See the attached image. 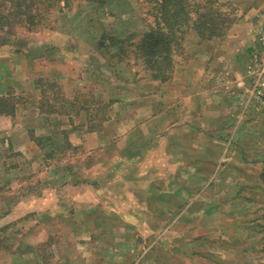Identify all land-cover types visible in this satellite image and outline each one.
<instances>
[{
	"label": "rangeland",
	"instance_id": "obj_1",
	"mask_svg": "<svg viewBox=\"0 0 264 264\" xmlns=\"http://www.w3.org/2000/svg\"><path fill=\"white\" fill-rule=\"evenodd\" d=\"M186 1L192 17H196L195 13L200 10L201 13L212 14L215 23L224 24L221 28L225 37L231 36L233 23L241 20L239 15L246 12L243 15L249 32H244L242 38L251 37L252 42L246 49L254 50L252 56L250 53L246 58L249 60L251 56L252 63L254 53L260 54L262 45L259 47L256 31L262 24L264 28V0L255 3L251 0ZM161 3L162 0H71L68 7L60 3L48 10L42 9L44 16L39 25L31 30L25 27L0 30L1 46H11V50L25 53L33 61L31 81L28 83L26 79L25 89H29L30 110L42 114L34 116L33 125L46 127L44 134L41 130L37 131L42 135L39 144L43 145L49 159L53 158L51 163L45 164L60 172L71 169L80 179L86 172L95 177L94 174L103 170V161L91 163L92 159L98 157L94 153L96 151L88 150L83 144L84 140H81L80 146L73 147L69 140L70 134L76 132L81 135L99 130L111 120H122L127 125H142L147 119L150 121L147 114L151 111L146 114L138 112L136 107L132 108V104L140 98L149 104L152 99L156 103L159 98L158 108L164 113H159L149 123L157 125L164 137L168 136L171 125H180L179 131L175 135L170 134V137L190 141V146L186 148L189 153L185 156L195 164L190 168H199L202 176H193L191 179V193L185 195L189 208L181 221H176L173 228L175 236H164V226L162 221H158L159 212L149 208L145 210L144 216L147 228L135 229L134 233L129 234L131 237L127 238L128 241L133 243L137 237L143 238L145 248L148 245L159 253L155 259L159 264H181L182 261H185L184 264H264V72L250 74L249 65L246 71L244 56L239 54V68L245 70L244 73L242 71L243 75L240 74L243 84L238 86L228 72H222L218 74L221 80L216 79V83L211 85L216 98L212 96L205 102H196L198 110L186 117L180 116V111L176 114L174 107L170 110L169 99L173 101L179 92L201 91L198 87L206 84V74H211L207 71L209 58L215 56V64L221 61L225 65L231 63L223 61V49L217 55L214 48L212 51L205 49L208 42L216 41L217 37L203 39L189 28H184L186 26L171 24L172 28L169 26L167 32H171L174 40L168 47L171 49L168 58L173 62V72H170L171 68L165 67L169 61L165 56L167 48L163 46L161 59L157 62L160 77L153 79L148 71L149 64L143 58L142 47L145 45L141 43V38L149 31L156 30L160 23ZM255 19L258 22L250 29L248 20L254 22ZM47 42V46H44L43 43ZM36 64L40 67L36 68ZM226 69L229 70V65ZM162 77L167 78V81L163 82ZM230 89L247 96L236 95L229 101L221 99L225 97L223 90ZM180 101H183L182 98ZM116 103L122 104V117L112 116ZM168 109L171 111L169 115H172L169 119V115L165 116ZM116 145L119 150L116 155H109L112 159L125 155L128 149L121 142ZM174 148V157H171L183 159L185 147L176 142ZM164 149L166 146L160 148L161 155ZM176 162L178 166L182 161ZM115 163L108 165L115 166ZM94 164L99 166L89 171L88 168ZM182 165L179 164L178 170ZM21 166V175L30 177L40 170L38 166H29L27 162H22ZM42 167L45 168L43 164ZM27 183L33 187L38 185L33 178L28 179ZM167 184L160 182L158 188L164 189ZM12 197L18 196L13 194ZM175 200L176 204L180 203L178 195ZM131 213L135 215L139 212ZM100 216L101 212L97 211L98 218L94 221L92 216L90 218L91 223L96 222V225L86 223L78 227L77 230L83 231V235L66 232L72 230V224L48 226L53 231V238H49L46 245L42 246V250L46 248V253L50 252L54 256L49 257L48 263L55 264L57 258L62 257L64 264H105L100 258L97 262L93 261L89 257L90 251L83 252L80 248L79 251H70L67 248L68 241L74 245L81 238H93V233L99 236L98 245L106 238L124 239L119 235L115 237L113 227L103 225ZM24 221V216L17 219L9 232L19 247L22 235L31 233L34 228L33 223L27 225ZM88 230L90 233L86 232ZM184 231V240L178 244L175 240ZM160 237L169 241L166 242L169 247L165 248H170L173 257L168 259L160 255V246L155 243ZM184 241H188L193 253L200 255L183 259L181 255H185V251L181 250L185 248ZM114 256L112 264H121L119 253ZM131 260L135 263L137 258L134 256ZM152 261L153 253H149L141 264H152Z\"/></svg>",
	"mask_w": 264,
	"mask_h": 264
},
{
	"label": "crops",
	"instance_id": "obj_2",
	"mask_svg": "<svg viewBox=\"0 0 264 264\" xmlns=\"http://www.w3.org/2000/svg\"><path fill=\"white\" fill-rule=\"evenodd\" d=\"M251 2H260V0H251ZM244 13L246 12L243 11L239 15L241 20L233 23L231 36L230 34L226 37L223 35L217 38L216 41H209V44L205 47L206 50L210 51L214 48L215 55L223 49V61L225 60L231 65H225L222 61L215 64V56L209 58L207 71L212 75L205 73L207 75H205L206 84L204 83V85L198 87L201 91L196 93L179 92V95L175 96L173 101L169 99L170 110L174 107L176 114H179L180 111L181 114L179 115L186 117L198 110L199 105L196 102H205V99H210L212 96L216 98L217 96L213 95L214 91L211 85L216 83V79L221 80L218 74L222 72H228L230 78H234L237 84H243V77L240 76L243 75L245 68L246 71L248 70L247 66L250 64L254 52L253 49V51L246 49L249 48V42H252L251 37L245 36L242 38L244 32H249ZM254 18L253 16L252 19ZM257 22V19L254 22L248 20L250 29ZM236 28L238 29L236 30ZM263 31L262 24L256 31L259 47ZM43 44L47 46L48 42ZM243 50L245 55H243ZM250 53V59L247 60L246 56L248 57ZM239 54L244 56L246 61L244 69L239 68ZM30 59L27 58L25 53L11 50V46L4 47L0 45V211H5L0 213V235L3 233L0 237V243L2 244L0 246V264H49V257L54 256L50 255V252L46 253V248L42 250V246L46 245L49 238H53V231L48 226L59 224L62 227V225L72 224V230L66 232L81 235L83 231H78V227L86 223V225H96V222L91 223L90 218L92 216V221L98 218L97 211L101 212L102 216L99 218L103 220L102 224L113 227L115 237L119 235L124 239L118 240V237H116L117 240L106 238L98 245L99 236L93 233V238L89 236L77 241V243H80L79 245L77 243L73 245V243H69L71 241H68L67 248L70 251H79V248L83 252L90 251L89 257L93 261L97 262L100 258L104 263L106 262L105 264H112L115 258L114 255L117 252L122 259L121 264H141L142 259L146 258L149 253H153L152 264H159L155 261L159 253L155 249L152 250L150 246L147 247L148 245L145 248L143 238L137 237L134 239L136 244L129 242L127 238L131 237L129 234L134 233L135 229L143 228L145 230L147 228L148 224L144 216H146L145 210L149 208L159 212L158 221H162L164 236H175L173 231L175 223L182 218L184 212H187L189 208V202L186 205V198L188 197L185 195L191 193L192 177L196 176L198 178L202 176V173L199 168H190L191 165L195 164L185 156L189 153L186 148L190 146V141L170 137V134L175 135L179 131L180 125H171L168 128V136H161V129L157 125L149 123L159 113H164L158 108L159 98L156 103L152 99L151 104L147 103L144 98H140L138 102L132 104L134 107L132 105L131 107L133 109L136 107V111L144 114L151 111L150 114H147L150 116V121L147 119L142 125H127L122 120L119 122L111 120L99 130L84 132L81 135L76 132L70 134L69 140L73 147L80 146L81 140H84L85 143L83 144L88 150L96 151L94 153L98 157L92 159L91 163L97 162L99 164L103 161L104 168L94 174L95 177L92 174L90 175V172H86L85 176L80 179L81 177L75 175L71 169L61 172L57 168L50 169L45 163H51L53 158L49 159L50 157L43 150V145L39 144L42 135L37 133L40 130L43 133L46 127L33 125L34 116L39 117L42 114L30 110L29 89H25L26 79L28 83L31 81L33 71V61ZM228 65L229 70L226 69ZM39 67L36 64V68ZM216 70L217 72H214ZM213 76L215 77L211 79ZM18 77H21V79L18 80ZM223 93L225 97H221V99H227L228 101L230 98H235L236 95L247 96L238 91L233 92L232 89L223 90ZM181 98L182 102L180 101ZM114 105L116 106L115 114L112 116L114 118L122 117V114H120L122 104L116 103ZM170 110L168 109L165 116L169 115ZM137 116H139V113ZM171 116L169 115L168 119ZM33 131L35 137H33ZM119 142L128 147L127 152L121 157L118 156V159H112L109 155H116L119 150L116 144H119ZM176 142L185 147L183 149L184 153H182L183 159H180V157L178 159L173 158L172 149ZM137 146L143 148L136 149ZM162 146H166V149L163 150L164 154L161 155L160 148ZM176 161H182L179 163L183 164L182 168H179L180 170H178L179 164L177 166ZM22 162H27L29 166H38L40 170L35 171L31 177L30 175H21ZM111 162H116L115 166H109L108 164ZM42 164L45 168L42 167ZM98 164L90 166L89 171H93ZM188 169L190 170L188 171ZM32 178L37 181L38 185L36 187L27 183L28 179ZM101 181L102 184H100ZM160 182L168 184L164 189H159L158 184ZM187 185H189L188 189L186 188ZM13 194H17L18 197H12ZM177 195L180 200V203L177 202L178 204L175 203ZM174 209L175 211H173ZM71 210H73L72 213ZM132 211H138L139 213L133 215ZM23 216L24 222L27 225L33 223L34 228L31 233L22 235V244L19 247V244L17 245L16 240L13 238V234L9 232L15 225L16 220ZM86 232L90 233V230ZM109 233L114 234V232ZM185 235L186 231L183 232V235H178V239L175 241L178 243L180 240H184ZM74 238L73 240H75ZM73 240L72 242H74ZM166 242L169 241L161 239V237L155 241L160 246V255L167 256V258L173 257L170 248H165L169 247ZM184 243L185 248L181 250L185 251V255H181L183 259L200 255L189 249L188 241H184ZM39 246L40 249L38 250ZM121 248L124 250L122 251ZM55 254L58 255V253ZM134 256L137 258L135 263L131 260ZM87 257L85 256V258ZM184 262L182 261L181 264H184ZM55 264H64L62 257H58Z\"/></svg>",
	"mask_w": 264,
	"mask_h": 264
},
{
	"label": "trees",
	"instance_id": "obj_3",
	"mask_svg": "<svg viewBox=\"0 0 264 264\" xmlns=\"http://www.w3.org/2000/svg\"><path fill=\"white\" fill-rule=\"evenodd\" d=\"M70 2L71 0H0V30L8 31L16 27H25L31 30L39 25L44 16L42 9L48 10L55 5H60V3H63L64 7H68ZM159 12L160 23H158L156 30L149 31L141 38V43L145 45L142 47L143 58L149 64V66L147 65L148 71L151 72L153 79L160 77L157 62L161 59L163 46L167 48L168 53L165 56L169 61L165 67L171 68L170 72L171 70L173 72V62L168 58L171 50L168 47L174 40L171 32H167L169 26L172 28L171 24L186 26L184 28H189L203 39L210 40L224 35V30L221 28L224 24L217 22L216 24L212 14L201 13L200 10H197L196 17H192L188 11L186 0H162ZM227 27L225 26V28ZM161 80L164 82L167 81V78L163 79L162 77Z\"/></svg>",
	"mask_w": 264,
	"mask_h": 264
},
{
	"label": "built area",
	"instance_id": "obj_4",
	"mask_svg": "<svg viewBox=\"0 0 264 264\" xmlns=\"http://www.w3.org/2000/svg\"><path fill=\"white\" fill-rule=\"evenodd\" d=\"M261 45H262V51L260 54H255L252 57V63L249 64V72L250 74L255 73L256 71L264 72V31L261 36ZM240 84H238L239 86Z\"/></svg>",
	"mask_w": 264,
	"mask_h": 264
}]
</instances>
